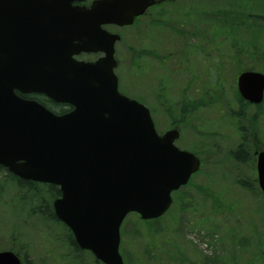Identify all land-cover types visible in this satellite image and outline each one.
Wrapping results in <instances>:
<instances>
[{"label": "water", "instance_id": "1", "mask_svg": "<svg viewBox=\"0 0 264 264\" xmlns=\"http://www.w3.org/2000/svg\"><path fill=\"white\" fill-rule=\"evenodd\" d=\"M0 0V165L21 179L56 185L55 216L80 249L103 264H125L121 227L131 213L162 217L172 193L201 168L179 149L177 129L160 136L149 108L119 90L115 45L104 26L133 25L166 0ZM102 52L95 64L74 59ZM238 90L264 101V74L246 71ZM21 94H44L73 110L58 115ZM264 195V151L258 156ZM0 264H22L12 251Z\"/></svg>", "mask_w": 264, "mask_h": 264}, {"label": "rangeland", "instance_id": "2", "mask_svg": "<svg viewBox=\"0 0 264 264\" xmlns=\"http://www.w3.org/2000/svg\"><path fill=\"white\" fill-rule=\"evenodd\" d=\"M225 7L227 11L225 0H180L151 10V16L143 18L135 26L110 28L122 37L116 46L120 90L151 110L160 133L174 128L180 130L177 146L198 152L204 162L190 184L207 187L214 196L205 197L195 187L186 186L173 195L174 205L161 220L147 226L136 214L129 215L121 229L120 252L125 264H264V196L258 182V159L255 154L260 148L264 150V102L259 108L247 106L240 112L246 117H256L258 131L255 132L256 139H252L247 136V126L250 129L252 122L241 125L238 120L230 118L231 112L239 109L233 92L237 87L236 76L243 70L238 71L236 65H227L226 60V56L233 53L230 45L237 39L241 40L238 31L249 29L248 20L238 23L237 38H231L227 30L216 29L221 25L228 26L224 22ZM257 7L258 4L252 8L241 6L239 11L234 9V17L243 18L248 14L249 18H260L254 22L255 27L251 21L249 23L255 28V34H259V43L264 46V9ZM152 18L169 20L172 25L175 21L187 20L192 36L187 41L179 31L174 34L161 25L151 28L146 22L150 24ZM177 27L180 28V25ZM214 41L218 44L217 48L223 51L221 56L226 54L223 56L226 57L223 63L226 68L220 67L221 70L215 66L220 65L218 49L209 48ZM184 43L207 46L204 48L209 57L199 51L189 69L196 78L195 84L189 82V73L175 58L162 66L149 60V66L145 70L141 68V50L157 52L160 56L175 52L178 59ZM237 44L245 49L242 42ZM244 61L248 63L245 57ZM257 61L255 70L264 73V60ZM219 80L221 85L215 88L214 85L219 86ZM204 83L210 84L209 94L215 95L217 88L221 91L215 100L216 103L221 100L218 106L200 103L205 93L202 88ZM183 91L185 101L180 100ZM161 93L163 96L166 94L164 99L169 102L163 101L159 96ZM193 100L199 106L197 111L182 114L181 105H189ZM182 116L190 117L189 124ZM241 145L249 153L244 163L228 155L240 149ZM3 178L0 174V179ZM214 202H221L227 207L226 212L216 213ZM11 212V209L3 210L1 206L0 252L12 249L8 243L12 226H18L26 238L16 250L11 251L19 255L20 249L28 246L22 253L26 264H66L62 258L68 254L67 246L62 245L56 235L62 233V227L52 224L51 228L35 226L27 224L23 218L18 223L16 219L12 221ZM48 250L51 254H46ZM85 257L88 264L95 261L93 255Z\"/></svg>", "mask_w": 264, "mask_h": 264}, {"label": "trees", "instance_id": "3", "mask_svg": "<svg viewBox=\"0 0 264 264\" xmlns=\"http://www.w3.org/2000/svg\"><path fill=\"white\" fill-rule=\"evenodd\" d=\"M257 4H258V7H261L264 9V2L262 0H225V6H228V10L226 11V7L223 10V12L225 13L224 16L226 17L224 19V22H227L228 26L221 25V26L216 27V29L220 28L221 30H227L231 38H237V30L239 28L238 23H240V21H243L244 23H246L248 20L247 23L249 25L248 26L249 29L243 30L245 34L244 36H242L243 34L242 31H238L241 40L239 39L237 40L243 43L242 47L245 46L244 47L245 49H242L241 46L237 44L238 41L236 43L231 44L230 48L233 49V53L232 55L231 54L227 55L226 56L227 59L221 56V53H222L221 48L218 49L217 48L218 44L217 43L215 44V41H214L213 46H209V48L218 49V52L220 53L219 54L220 65H215L212 62V66L215 65L217 66L219 70H221L222 68H224L223 63L225 61L224 59H226L228 63L227 65H236L238 71H241V69L243 71L244 70H255V67L257 65L256 63L258 62L257 59H260L261 61L264 60V46H261V44L259 43V34H255L254 32V29H255L254 22L258 21L260 18H256L254 16H252V18H249L248 14L244 15L243 18L242 16H239L237 18L234 17V9L239 11L241 6L252 8V7H255ZM187 17H190V16L187 15ZM249 21H251L254 27L250 26L251 24L249 23ZM187 22H188L187 20H183V21L180 20V22L178 21L180 27H182L183 29H186V31H184L185 36L186 34L189 36L191 33H193V31L190 30V28H187L188 27ZM169 23H170L169 20H163L161 22L160 21L157 23L155 22L154 24L161 25V26H167ZM263 24H264V19H263ZM260 29H263V27H261ZM175 31L177 30L175 29ZM184 33L180 29L181 36ZM207 43L208 42H206V44ZM204 47L207 48V46L197 47L193 44L191 45V47L187 46V48H184L180 51V55L177 61L182 66H184V63L187 64L186 67H188V65H191L192 59L196 58L199 51H201L202 54L207 53V49H205ZM244 57H245V60L248 61V63H245ZM166 58L169 60L168 57ZM240 60L242 61V63L240 62ZM136 67L138 66L136 65ZM195 80L196 78L192 76L191 81L193 84L196 83ZM217 84H219V86L214 85L215 88L220 87L221 85L220 80L219 82L217 81ZM209 85H210L209 83L203 84L202 88L204 89L205 93L202 94L204 96L202 97V101H200V103L201 104L204 103L211 107L218 106L221 100L218 99L217 103L215 102V100L216 98H218V94L221 91L219 92V88H217V91L216 90L213 91V92L216 91L215 95H213L210 99H207L206 96L209 95ZM165 90H166V87H165ZM181 94H182V98L180 100L185 101L183 100L185 99V96H186L185 92L183 91L181 92ZM165 95L166 94H164L163 96V94L161 93L159 96L162 97L165 103H167L169 101L164 99ZM233 96L237 104V107L239 108L238 109L239 111L233 110V112H231L232 115L229 114L230 118L234 119L235 121L238 120L239 124L240 122L242 123L241 125H245V124L248 125L250 124V122H252L250 129H249V126H247L248 127L247 136L250 138L254 137V139H256L255 132L258 131L257 123L255 121L256 117L254 116L246 117L245 115H242L240 113L241 111L246 110V107L250 106V104L246 103L240 97L236 89L233 92ZM166 98H170V97H166ZM192 102L189 105H181L183 107V108L180 107L183 110L182 114L187 115L188 112L194 113L197 111V109L199 108L197 102L194 103V100ZM44 105L48 107L50 110L54 111L55 113L66 112L65 109L56 108L57 106H54L52 102L44 103ZM182 117H183L182 119H184V117L186 116H182ZM186 118H187V124H189L188 119L190 117H186ZM242 121H244L245 123ZM245 143L249 145V143H247V140L245 141ZM194 153L198 155V152H194ZM228 155L232 157L233 159L241 160L244 163L247 161L246 159L248 158L249 153H248V150H246V148L243 145H241L240 149H238L234 153L229 152ZM0 174H2L4 177L3 180L0 179V209H1V206L3 210L11 209L12 211L11 213H13V217H14L12 221L16 219V221L18 220V223L23 218L27 224H31L35 226L41 225L43 227L51 228L50 224H52L54 227L55 226L62 227L63 229L62 233L56 234L60 243L62 245L65 244L67 246L68 254L65 256V258H62V259L66 261V264H88L85 256L89 255L91 257L92 254L88 251H84L79 248L72 232L63 223H61L55 216L54 209H53V202L57 198L61 197L60 188L57 187L56 185L38 183V182L21 179L15 176L14 174H12L11 172H9L6 168L2 166H0ZM188 186L195 187V189H197L199 192L201 193L203 192L205 197H210V198L214 197L213 195L209 193L210 190L207 187L206 188L203 186L198 187L193 184H189L187 185V187ZM226 208L227 207L221 204V202H214V211H216V213L219 212L222 214L226 212L225 211ZM18 215L20 216L18 217ZM7 217H8V214H7ZM161 219L162 218L152 220V221H143V222L145 225L148 226V224L159 221ZM140 221L142 220L140 219ZM20 231L21 229H19L18 226H12V232H11V236L9 238L8 243L11 244L9 247L14 250L17 249L18 244H20L21 242L23 243V238L26 236L25 233H22ZM25 247H28V246H23V248L20 249L21 252H19V255L21 256L23 264H26L24 260V256L22 255ZM46 254H51V253L48 250ZM93 264H102V263L95 259V261H93Z\"/></svg>", "mask_w": 264, "mask_h": 264}, {"label": "flooded vegetation", "instance_id": "4", "mask_svg": "<svg viewBox=\"0 0 264 264\" xmlns=\"http://www.w3.org/2000/svg\"><path fill=\"white\" fill-rule=\"evenodd\" d=\"M90 4H91V0H87V2L85 3H79V2H75L74 5H79V6H83V7H90ZM172 4H175V3H172ZM164 5V3H163ZM160 6L162 5H157V6H154L152 7L151 9H149L147 11V13H145V15L143 17H141L139 20L141 21L143 18H146L148 16H151L150 15V11L155 9V8H159ZM157 23L159 22V20H156L154 18H152V21L151 23L149 24L148 22H146L147 24L146 25H149V27L151 28H155L153 26H158V25H155L154 23ZM175 24V23H174ZM178 23H176L175 25H172V23L168 26H166L165 28H168L169 30L172 31V33L175 34V30L174 28H177L176 30L177 31H180V28L177 27ZM110 28H119V27H116V26H109V27H106L105 29L111 33H116L115 31L111 30ZM126 28V27H125ZM122 29V28H120ZM146 31V30H145ZM184 31H186V29L182 30V32L184 33ZM147 33V32H145ZM191 36V34L189 35ZM189 36L186 34L185 36V33L183 34L182 38L186 39L189 38ZM188 41V40H187ZM186 45L184 46V48H187V46H190L192 44L190 43H185ZM141 55H140V62H141V68H144L143 70H145L148 66H149V62L150 61H155V63L159 64L160 66H162L166 61H168V59L166 57H168L170 60L171 58H175L176 60H178L176 58V54L175 52L174 53H171L169 54L168 56H160L159 53L157 52H152L150 53L147 49H144V50H141L140 51ZM103 56V54L101 53H95V51H92V52H82L80 53L79 55L75 56L74 58L78 61H82V62H85V63H93L95 64V61H97L98 59H100L101 57ZM118 60V59H117ZM150 60V61H149ZM119 62V61H118ZM185 64V63H184ZM187 64H185L186 66ZM184 66V67H185ZM161 82V81H160ZM165 89V88H164ZM21 97H23L24 99H30V100H36L42 104L44 103H51L54 105V106H57L56 108H62V109H65L66 112H69V111H72V107L70 105H67V104H58V103H55L54 101H52L51 99H49L47 96H45L44 94H37V93H31V94H19ZM57 104V105H56ZM183 108V107H182ZM165 133V132H164ZM163 134V133H161Z\"/></svg>", "mask_w": 264, "mask_h": 264}, {"label": "bare ground", "instance_id": "5", "mask_svg": "<svg viewBox=\"0 0 264 264\" xmlns=\"http://www.w3.org/2000/svg\"><path fill=\"white\" fill-rule=\"evenodd\" d=\"M30 100V99H29Z\"/></svg>", "mask_w": 264, "mask_h": 264}]
</instances>
